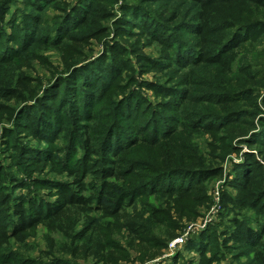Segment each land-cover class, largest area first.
Wrapping results in <instances>:
<instances>
[{"label":"trees","instance_id":"obj_1","mask_svg":"<svg viewBox=\"0 0 264 264\" xmlns=\"http://www.w3.org/2000/svg\"><path fill=\"white\" fill-rule=\"evenodd\" d=\"M9 1L0 2L2 21ZM35 1L41 9L43 1L55 0ZM119 1L79 0L65 10L56 36L96 17L105 34L109 27L100 23L110 19ZM150 1H173L174 15L161 16L145 0H122L124 15L115 25L120 37L131 32L147 36L159 46L157 56L142 57L136 69L123 44L109 45L79 69L80 61L68 63L57 76L56 83L64 85L56 90L63 93L59 108L68 109L64 116L27 112L38 137L67 139L61 171L66 178L50 182L56 187L55 200L46 197L28 205L24 196L11 199L4 192L0 163V264H89L91 258L119 264L131 259L130 249L144 260L150 247L156 252L178 235L185 211L195 213L193 203L208 202L207 184L223 176L230 154H241L243 145L251 151L264 149V118L258 124L254 120L262 113L260 93L252 82L257 76L264 79V67L252 69L264 62V50H256L264 44V0ZM29 18L36 21L33 30L12 57L0 58V98L28 100L20 83L25 77L5 74L3 66L40 41L39 18ZM3 35L0 28V41ZM51 38H45L46 45L60 44ZM132 47L135 52L136 45ZM249 58L253 62L247 65ZM206 69L216 71L208 74L209 80ZM153 71V80L137 76ZM37 104H43L41 98ZM50 155L56 162L57 153ZM243 161L234 165L233 179L222 193L226 212L221 220L187 246L201 256L202 264L224 259L227 264H264V160L248 151ZM90 176L96 182L87 192ZM40 225L49 242H54L53 235L60 237L55 245L63 244V254L70 257L53 252L46 260L3 255L11 238L36 233ZM155 226L160 235L165 227L169 237L157 234Z\"/></svg>","mask_w":264,"mask_h":264},{"label":"rangeland","instance_id":"obj_2","mask_svg":"<svg viewBox=\"0 0 264 264\" xmlns=\"http://www.w3.org/2000/svg\"><path fill=\"white\" fill-rule=\"evenodd\" d=\"M78 2L79 0H55L48 4L43 1L41 9H36L34 5L36 3L35 0H10L7 9L9 12L5 20H0V28H3L4 32L0 41V58H8L12 57L13 53L19 49L21 43L26 39L27 33L33 30L36 21H30L29 17L35 16L39 18V26L37 29L40 41L35 43L22 56L13 58L14 61L9 65L6 64L3 66L5 67V74H20L23 78L25 77L24 83L21 79L20 83L23 85L22 88H26L27 90H25L26 93L24 95L25 99L28 100L0 98V163L4 169L1 176V183L3 184L4 192H7L11 196V199L24 196L26 204L28 205L30 201H42L46 197L55 200L53 196L56 187H52L50 182L60 178H66L64 174H61V171L63 158L68 149L67 139L63 137L61 140H45L44 138L38 137L34 133L35 128L31 127L30 122L26 119L27 112L32 110H39V113L45 114L46 117L50 116L49 114L52 115V113L53 115L59 113V115L62 114L64 116V113L66 114L68 112V109L59 108L63 95L60 91L64 89V85L56 83L57 76L63 74L62 71L67 67L66 65L71 62L75 64L80 61L76 65L79 69L80 66L82 67V65L90 61V59L88 60L90 55H92L91 60H93L100 56L106 47L109 45L112 46L116 42L123 44L127 53L130 51L129 53L132 54L133 65H135L134 67L136 69H139L138 65L142 57L146 55L155 57L158 55L157 50L159 46L150 42L144 34L139 35L131 32V34H124L122 37L118 34L115 24L124 15L123 8L121 9L122 0L114 6L110 19L101 21L102 28L105 26L109 27L105 34L100 33L99 29L101 27L98 28L99 25L96 24L98 17H96L83 27L71 29L67 35H64L66 31L62 30L56 36L55 32L64 18L63 14L65 10L78 4ZM140 4L144 5V2H140ZM145 4L161 16L174 15L175 6L173 1L171 3L168 1L161 3L159 1L152 2L145 0ZM128 16L131 17V14H128ZM132 28L130 27V29ZM53 31L54 35L51 38L50 35ZM45 38H51L52 40L59 39L61 42L55 45L52 43L48 46L45 44ZM132 42L135 43L132 44ZM131 44L133 46L136 45L135 52H131L130 49L133 48ZM253 50L249 49V52ZM256 50L262 52L264 50V44L258 45ZM251 62L253 61L249 58L248 64L245 62L244 65H250ZM254 66L252 67L254 70L260 66L264 67V62H262V65ZM203 72L204 76L208 78L207 80L210 79L208 76L209 73L211 75L216 73V71L210 69H206ZM5 74L1 75V77H5ZM137 76H142V78L148 81L153 80L154 71L144 74L137 72ZM175 78L180 77L179 75H175ZM256 80L252 82L253 86L255 84L257 85L255 90L260 93L258 102L262 108V113H259L254 118L256 124H258L260 118H264V87H262L264 85H259V82H264V79L257 76ZM59 89V94H57L56 90ZM47 91H49L48 94ZM147 94L149 99L154 101L151 92L148 91ZM40 98L43 102L42 105L37 104ZM72 98L70 97V99ZM205 137H208V135ZM243 146L244 148L241 150V154H230L223 163V176L216 177L207 184L206 195L209 198L208 202L205 201L201 205L193 203L194 214L185 211L186 214L180 220L181 228L178 230V235L175 238L167 239V245L156 252H153L154 249L150 247L148 255L144 260L137 257L140 252L130 249L131 259L121 260L119 264H178L177 260H181L182 257L183 260L180 264H202L203 259L201 256L195 250H189L187 246L194 238L200 240L202 234H208L209 228L218 224L223 212H226V209L223 208L222 193L229 188V182L233 179L232 171L234 165L242 164L244 162L243 153L248 151L253 152L260 160H264V149H254L251 151L247 146ZM53 152L57 153L56 162L60 161V163L53 162L50 159V154ZM12 175L15 177L13 180L9 178ZM86 182L87 192H90L91 187L96 181L93 176H90ZM20 185H22V188L19 187ZM231 190L236 193L234 189ZM14 203H16L15 200H13L12 204ZM246 212H250L252 215L254 214V211L248 210ZM155 227L157 234L160 235L161 231L159 230V226ZM164 231L165 227H163V234L160 236L168 238L169 236H166ZM33 232L31 230L20 238H11L9 243L3 248V255L8 257L13 252L21 257H29L32 259L43 258V260H46L49 257L47 256L48 253L53 252L55 256L70 257L71 254H63V244L56 247L55 241L60 240L58 235H53L54 242H49L46 238V232L48 231L44 226L40 225L37 232ZM180 236H183L185 239L184 243H178L170 249L169 244ZM63 238L62 240L65 242ZM121 242L124 243L126 248H129L126 240ZM223 262L219 264H227L230 261L224 259ZM244 262L245 260L242 261V263ZM89 264H103V262L97 263L96 260L94 262L93 258H91Z\"/></svg>","mask_w":264,"mask_h":264},{"label":"built area","instance_id":"obj_3","mask_svg":"<svg viewBox=\"0 0 264 264\" xmlns=\"http://www.w3.org/2000/svg\"><path fill=\"white\" fill-rule=\"evenodd\" d=\"M185 239L183 238V236H180L179 238H176L175 240H173L170 244H169V248L171 249L172 247H174L176 244L178 243H184Z\"/></svg>","mask_w":264,"mask_h":264}]
</instances>
